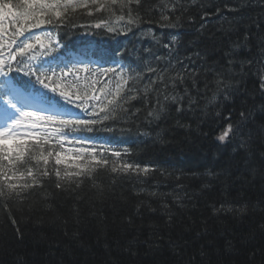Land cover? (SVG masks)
Segmentation results:
<instances>
[{
    "label": "snow or ice",
    "instance_id": "6c2138e0",
    "mask_svg": "<svg viewBox=\"0 0 264 264\" xmlns=\"http://www.w3.org/2000/svg\"><path fill=\"white\" fill-rule=\"evenodd\" d=\"M193 5L197 13L187 14ZM204 8L198 0H0V216L18 240H23L22 219L43 224L51 211L64 237L81 247V227L87 230L95 220L97 240L104 236L107 249L105 201L83 195V186L90 184L102 197L107 189L96 181L105 174L144 185L149 177L167 173L175 182L170 193L134 188L133 212L121 218V226L127 225L122 231L138 232L136 220L145 213L165 216L164 226L171 229L179 221L175 210L196 208L199 194L208 197L205 208L210 215L200 221L199 230L191 217V227L184 228L199 239L208 235L209 219L243 218L264 203L260 199L253 204L243 194L244 185L257 177L264 180V32L250 38L248 27L239 35L233 22L224 18L229 25L224 31H235L239 38L229 48L217 49L218 58L207 50L182 54L179 31L157 37L152 29L147 35L157 50L145 48L135 56H129L127 48H99L86 39L75 52L66 47L72 35H98L96 29L127 35L141 24L175 30L191 23L204 33L211 20ZM224 8L238 10L228 3ZM214 14L220 16L221 9L217 7ZM249 77L257 81L251 89ZM173 113L174 127L186 134L195 131L208 141L209 162L203 171L178 168L169 173L158 164L138 162L128 147L121 149L110 138L88 135L113 133L117 125H134L138 120L158 126ZM237 182L238 194L229 198V189ZM217 192L219 198L213 196ZM69 199L70 218H65L61 201ZM150 227L149 238L156 240L145 243L158 251L157 241L164 237L154 225ZM260 227L264 232V224ZM253 239L250 233L238 242ZM234 240L225 236L224 251L235 249ZM138 242L135 236L127 242L129 254H135L131 249ZM187 243L183 237L168 235L167 245L173 251H182ZM208 243L216 247L214 241ZM200 255H206L203 248ZM13 264L27 262L17 254Z\"/></svg>",
    "mask_w": 264,
    "mask_h": 264
},
{
    "label": "trees",
    "instance_id": "16d2710c",
    "mask_svg": "<svg viewBox=\"0 0 264 264\" xmlns=\"http://www.w3.org/2000/svg\"><path fill=\"white\" fill-rule=\"evenodd\" d=\"M200 2L206 5L203 10L211 16L207 32L198 33L197 27L191 23H184L182 28L175 30L158 28L155 23L141 24L139 28H133L127 35L107 33L102 29L94 30L99 33L98 35L88 37L72 35L67 37L66 47L76 51L80 42L86 39L95 41L99 48H127L128 55L135 56L139 54V50L145 48L157 50L152 36L147 35L148 30L152 29L153 34L157 37L165 33L179 31L182 34V54L207 50L211 53V57L218 58L216 50L221 47L229 48L232 41L237 40L239 35L245 33L246 28L250 27V38L257 32H264V0H198V4ZM225 3L238 10L229 12L224 8ZM217 7L221 9L220 16L214 14ZM196 13L197 5H193L187 14ZM224 18L233 22L239 29V35L235 31H224L229 27ZM94 22L92 20L80 21V23ZM111 22L117 27L120 26L115 18ZM4 26L5 28L9 27L7 21L4 22ZM77 31L82 33L85 29H77ZM158 51L163 53L164 49H158ZM211 62L212 58H209V63ZM256 84L255 77L248 78L247 87L249 89ZM174 119L175 113L166 121L161 120L158 126L157 124L146 125L142 120H138L134 125H117V131L113 133L102 132L88 135L98 136L101 140L110 138L117 147L121 149L128 147L138 162L158 164L161 168L167 169L169 173L178 168L203 171V166L209 162L205 156L208 151V141L199 137L195 131L186 134L185 130L174 127ZM189 122L192 121L189 119ZM192 127L195 129V123H192ZM204 130H208L207 125L204 126ZM144 133L149 135L145 136ZM148 179L149 183L141 185L135 180L123 179L111 174L101 175L96 183L102 189H107L103 192L102 197L90 184L83 186V195L92 200L103 198L105 201L103 214L107 217L106 240L109 245L107 249L104 246V236H100L99 241L97 240L99 233L95 227V220L90 222L87 230L81 227V241L84 243V246L81 247L80 242L64 237L62 228L58 222H55L54 214L51 211L44 215L45 222L43 224H38L27 217L20 221L19 226L23 232V240L16 238L13 227L0 216V264H13L17 254L22 256L27 264H264V232L260 227L264 224V203H260L254 211L243 218L209 219V233L199 239L195 238L194 231H184L185 227H191V221H196L195 229L199 230L200 221L210 215L205 208V200L208 197L199 194H197L196 208L175 210L179 221L171 229L164 226L165 216L145 213L143 219L136 220L134 227L139 229L138 232L135 230L122 231V227L127 229V225L121 226V218L133 212L132 206L136 200L134 188L138 190L143 186L150 190L170 193L175 183L167 173L157 174ZM188 183L193 184V182ZM239 188L238 182L234 184L229 189V198L235 197ZM243 194L253 204L264 199V195H262L264 194V180L257 177L251 184L244 185ZM213 196L219 198V192L214 193ZM167 202L171 206L170 198L167 199ZM61 203L64 204V207L60 209L61 215L70 218L67 208L71 205V200H62ZM189 217H191V221ZM152 225L164 237L162 241H157L158 251L150 249L145 243V241L151 243L152 240H156L155 236L152 237V240L149 238ZM71 227L70 224V231ZM169 233L172 239L183 237L188 241L182 251L179 249L173 251L168 247ZM250 233L254 234L251 243L238 242L241 236L246 237ZM41 235L45 238L41 239ZM134 236L138 238L139 242L132 247L131 251L135 254L131 255L127 242ZM225 236L229 239L235 237L236 247L231 252H226L223 249ZM210 240L214 241L216 247L208 243ZM202 248L206 253L203 257L200 255ZM177 252L180 254L177 255Z\"/></svg>",
    "mask_w": 264,
    "mask_h": 264
}]
</instances>
